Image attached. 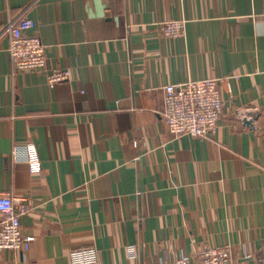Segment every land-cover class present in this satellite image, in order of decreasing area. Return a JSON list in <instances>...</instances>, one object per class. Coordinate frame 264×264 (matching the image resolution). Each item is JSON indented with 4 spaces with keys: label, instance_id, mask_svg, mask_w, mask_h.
<instances>
[{
    "label": "crops",
    "instance_id": "1",
    "mask_svg": "<svg viewBox=\"0 0 264 264\" xmlns=\"http://www.w3.org/2000/svg\"><path fill=\"white\" fill-rule=\"evenodd\" d=\"M21 16L47 65L17 72L0 38V196L30 204L21 225L35 241L0 250V264H71L92 245L99 264L225 245L237 264H264V0H0V32ZM179 19L184 37L159 34ZM55 70L70 80L51 87ZM206 78L220 80L219 129L176 138L165 87Z\"/></svg>",
    "mask_w": 264,
    "mask_h": 264
},
{
    "label": "built area",
    "instance_id": "2",
    "mask_svg": "<svg viewBox=\"0 0 264 264\" xmlns=\"http://www.w3.org/2000/svg\"><path fill=\"white\" fill-rule=\"evenodd\" d=\"M185 19L171 20L158 25L159 34L165 38H181L186 35ZM9 40V53L17 72L42 71L47 65L46 45L37 31L35 20L21 16L10 20L1 30L0 38ZM71 71L55 70L48 74L51 87L69 81ZM162 118L168 130L176 138H209L214 136L224 114L220 93V80L206 78L189 80L165 87ZM248 108L239 110L240 121L254 123ZM27 162L33 172H41L43 164L35 144L27 145ZM30 212V204L18 197L0 196V250L28 251L34 236L22 232L21 218ZM71 264H99V250L95 246H83L70 252ZM155 264H237L232 246L204 248L196 256H181L174 262Z\"/></svg>",
    "mask_w": 264,
    "mask_h": 264
},
{
    "label": "water",
    "instance_id": "3",
    "mask_svg": "<svg viewBox=\"0 0 264 264\" xmlns=\"http://www.w3.org/2000/svg\"><path fill=\"white\" fill-rule=\"evenodd\" d=\"M245 123H246V124H251V123H250V122H248V121H245Z\"/></svg>",
    "mask_w": 264,
    "mask_h": 264
}]
</instances>
